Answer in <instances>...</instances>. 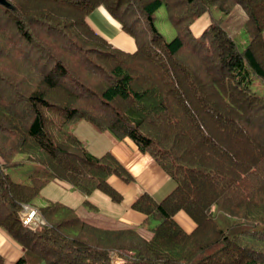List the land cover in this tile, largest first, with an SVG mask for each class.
Here are the masks:
<instances>
[{
    "label": "trees",
    "instance_id": "obj_1",
    "mask_svg": "<svg viewBox=\"0 0 264 264\" xmlns=\"http://www.w3.org/2000/svg\"><path fill=\"white\" fill-rule=\"evenodd\" d=\"M160 5L177 29L170 40L153 24ZM98 6L133 51L87 24ZM237 7L233 34L225 21ZM211 10L219 15L191 35L187 23ZM263 31L264 0H0V229L22 248L14 264H264V94L250 86L264 82ZM231 33L245 36L241 48ZM80 120L129 139L174 182L160 200L132 202L147 236L56 202L22 223L52 179L121 200L107 178L130 174L110 152L88 151L71 131ZM26 161V180H12L6 169Z\"/></svg>",
    "mask_w": 264,
    "mask_h": 264
},
{
    "label": "crops",
    "instance_id": "obj_2",
    "mask_svg": "<svg viewBox=\"0 0 264 264\" xmlns=\"http://www.w3.org/2000/svg\"><path fill=\"white\" fill-rule=\"evenodd\" d=\"M85 20L112 46L126 52L135 49L133 39L121 30L117 21L111 19L101 6L93 9ZM262 35L264 37V31ZM103 136L109 142L107 151L116 157L132 178L129 182H124L115 175L107 178L109 185L120 194L119 202L111 201L106 194L97 189L82 195L70 184L58 179L46 183L39 190L34 201L37 206L52 202L60 203L71 209L80 219L102 227L119 229L135 226L147 236L149 232L140 228L144 215L131 209V204L141 192H146L153 199L160 200L173 188L174 182L147 153L139 151L129 139H114L112 136L108 138L104 133ZM82 141L87 146L86 142ZM88 151L91 153L89 149ZM37 206L34 204L31 206L35 210L32 219L36 222L35 225L40 222L35 209ZM174 219L186 232L193 228V223L180 211L175 213ZM0 254L4 264H14L22 254V248L2 229H0ZM38 264L44 263L40 261Z\"/></svg>",
    "mask_w": 264,
    "mask_h": 264
},
{
    "label": "rangeland",
    "instance_id": "obj_3",
    "mask_svg": "<svg viewBox=\"0 0 264 264\" xmlns=\"http://www.w3.org/2000/svg\"><path fill=\"white\" fill-rule=\"evenodd\" d=\"M216 14L219 15V12L216 10L202 12L192 21L187 23L186 25L187 30L189 31L191 35L199 36L202 30L209 23L210 16H215ZM242 20H243L242 13L240 9L237 7L230 15H227L225 23L228 29H230V32L234 34L236 31L240 29ZM153 24L156 30L160 34H162V36L166 40H170L176 34L177 29L171 24L168 18L167 12L165 10V7L163 5H160L156 9L155 14H154ZM233 34L232 36L236 39V42H238L239 48H241L246 42L245 36L239 33L238 34L239 37L237 38ZM250 86H251V89L257 92L258 94H264V82L263 81L259 79H254L251 82ZM71 131L72 133L76 135V137H79L81 140H84L87 144L86 147L91 151V153L95 154L96 156L107 151L109 142L104 138L103 133L104 135H107L108 138L111 137L110 133L106 131L102 132V131L95 130L93 126L85 120L78 121L75 125L72 126ZM104 142H105V145H104ZM33 166H34L33 162L26 161L22 165L8 167L6 171L12 180L18 181V182H24L29 173L28 171H30L33 168ZM32 204L37 206L34 200L32 201ZM37 217L40 219L38 215ZM35 223L36 222L34 221H30L29 226H35ZM113 260L118 261V259H115V257Z\"/></svg>",
    "mask_w": 264,
    "mask_h": 264
},
{
    "label": "built area",
    "instance_id": "obj_4",
    "mask_svg": "<svg viewBox=\"0 0 264 264\" xmlns=\"http://www.w3.org/2000/svg\"><path fill=\"white\" fill-rule=\"evenodd\" d=\"M34 216H35V210L27 205H24L22 212V223L24 225H29L30 221H32Z\"/></svg>",
    "mask_w": 264,
    "mask_h": 264
}]
</instances>
